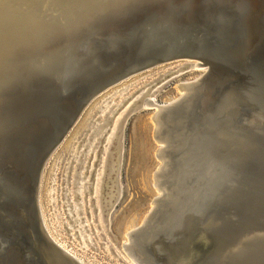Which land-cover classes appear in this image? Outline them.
I'll use <instances>...</instances> for the list:
<instances>
[{
    "label": "water",
    "instance_id": "1",
    "mask_svg": "<svg viewBox=\"0 0 264 264\" xmlns=\"http://www.w3.org/2000/svg\"><path fill=\"white\" fill-rule=\"evenodd\" d=\"M31 1L43 0H0V11ZM233 1L111 0L95 9L83 0L78 17L68 3L27 29L3 24L0 264H83L42 220L43 171L96 98L177 60V72L197 62L207 70L181 84L176 102H142L160 114V196L127 234L125 253L134 264H264V0H243V12Z\"/></svg>",
    "mask_w": 264,
    "mask_h": 264
},
{
    "label": "rangeland",
    "instance_id": "2",
    "mask_svg": "<svg viewBox=\"0 0 264 264\" xmlns=\"http://www.w3.org/2000/svg\"><path fill=\"white\" fill-rule=\"evenodd\" d=\"M183 63L141 72L101 94L43 171L39 197L49 233L84 264H134L123 248L127 234L142 225L160 196L154 175L161 166L156 152L162 146L151 120L158 108H145L142 102L153 98L155 105L167 106L182 96L179 85L206 73L205 68L177 72Z\"/></svg>",
    "mask_w": 264,
    "mask_h": 264
},
{
    "label": "bare ground",
    "instance_id": "3",
    "mask_svg": "<svg viewBox=\"0 0 264 264\" xmlns=\"http://www.w3.org/2000/svg\"><path fill=\"white\" fill-rule=\"evenodd\" d=\"M92 1H93V4L91 5V8H95V9L101 8L102 3H103V5L105 3H107L106 5H108V3L111 2V0H92ZM37 2L38 1H35V2L31 1V2H25L23 5H8L6 7V12L3 10L0 11V28L4 27L3 24H5V23L13 22L16 25L20 26V28H26L27 29L28 27H31V26H29V24L32 22L31 19L37 18V19L44 22V21L49 20L50 18H55L57 16V12L60 11L62 9V7L68 3H69V6H71L70 9H71L72 17H78L80 14L79 12H81L83 10V6H84L83 0H43L42 5H35ZM234 2H235V8L236 9H238V8L241 9L243 7V4H244L243 0H234L233 4H234ZM86 3H88V2H86ZM243 11H245V10H242V12ZM22 14H25V15L22 16ZM32 15H33V17H32ZM62 15H65V14H62ZM34 24H36V23H34ZM0 33L2 34L5 32L0 31ZM19 35H20V33H16V34L14 32L7 33V36L10 38H13L14 40L17 39L19 37ZM2 40H4V39L0 38V43ZM4 44L7 45V44H9V42L4 40ZM197 64H198V62L194 64V66H193L194 69L201 67V68H205L207 70L206 67L201 66V65H197ZM189 83H191V82H189ZM185 84H187V83H185ZM187 86L188 85H184V86L179 85L178 88L182 94L180 99L186 95L185 93L187 92V90H186ZM144 107L147 108V105L145 104ZM158 114L159 113L157 111L152 116L151 120L155 124L154 137H155L157 143L162 146L161 148L164 149L165 145L162 142H160L159 140H157V138H156V134L159 131V126H160V119H159L160 114L159 115ZM114 129H115V127H114ZM101 134H103V133H101ZM113 137H114V133H112L111 137L108 138L109 145L112 142ZM162 149H160V150H162ZM157 152H158V150H157ZM157 152H156V157H157ZM76 157H77V154H74L73 155V161L75 160ZM160 162H161V160H160ZM161 165H162V162H161ZM100 178H101V176L98 179V185H100ZM80 188H82V185H80ZM39 202H40V204H39L40 215L42 217V220H44V213H43V206H42L41 198H40ZM44 223H45V220H44ZM65 250H67V249H65Z\"/></svg>",
    "mask_w": 264,
    "mask_h": 264
}]
</instances>
